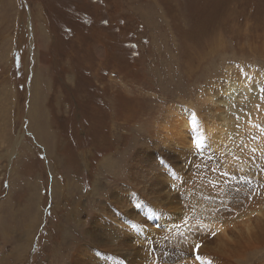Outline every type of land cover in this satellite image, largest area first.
Instances as JSON below:
<instances>
[{
	"label": "rangeland",
	"instance_id": "rangeland-1",
	"mask_svg": "<svg viewBox=\"0 0 264 264\" xmlns=\"http://www.w3.org/2000/svg\"><path fill=\"white\" fill-rule=\"evenodd\" d=\"M246 78L250 92L221 105L226 84ZM229 111L235 126L214 153L207 129L218 133ZM244 113L258 120L250 132ZM181 120L197 125L185 131ZM35 197L42 217L28 264L50 263L45 252L60 243L59 227H74L75 211L110 228L119 227L113 216L132 212L145 223L131 217L127 233L145 246L143 229H160L158 213L181 222L189 214L210 235L201 248L220 245V231L205 224L212 220L228 226L230 248L247 251L205 261L264 263V219L254 213L250 229L243 225L247 209L264 206V0H0V216L19 230L36 227L39 213L27 216ZM10 250L0 238V264Z\"/></svg>",
	"mask_w": 264,
	"mask_h": 264
},
{
	"label": "bare ground",
	"instance_id": "bare-ground-1",
	"mask_svg": "<svg viewBox=\"0 0 264 264\" xmlns=\"http://www.w3.org/2000/svg\"><path fill=\"white\" fill-rule=\"evenodd\" d=\"M27 84V83H26ZM36 87V86H35ZM34 87V88H35ZM253 88V86L250 84L249 78H246L245 80H243L241 83H236L235 81H229L226 84V90L224 91L225 93V98L224 100L221 102L222 104H227V101H231L234 98L242 97V95L244 96L245 94H247V92L249 93L250 90ZM257 89V88H256ZM255 95V94H254ZM254 95L252 97H254ZM46 96V95H45ZM246 97V96H245ZM248 97V95H247ZM250 98V97H249ZM248 98V99H249ZM245 99V98H243ZM247 99V98H246ZM245 99V100H246ZM247 99V102H248ZM253 101V99H251ZM256 100V99H254ZM236 101V100H235ZM242 102V101H241ZM246 102V101H244ZM246 102V104H247ZM250 102V101H249ZM230 104V102L228 103ZM227 104V105H228ZM245 104V103H244ZM243 104V105H244ZM250 104V103H249ZM253 105V104H251ZM229 106V105H228ZM247 106V105H246ZM254 106V105H253ZM252 107V106H250ZM31 108V107H30ZM225 109V108H224ZM255 108L253 107V110ZM252 110V108H251ZM34 111V110H33ZM32 112V111H31ZM251 112V111H250ZM254 112V111H253ZM247 114V113H244ZM243 114V115H244ZM253 114L252 112L249 113V115ZM35 115V114H34ZM222 117H223V121L224 123L222 124V126L219 128V132H213L212 130H214L215 128H208L207 129V135L209 136V141H214V143L212 144L213 146V151L214 153H216V151H221L224 150L222 148V144L225 139H227L228 137L225 136V131L226 130H230L231 126H235L232 125L233 121L231 119V114L230 111L229 113H227L226 115L224 113H221ZM247 114V118L249 116ZM189 116V115H188ZM191 116V114H190ZM235 117V119H237L235 115H233ZM246 117V115H244ZM193 117V116H192ZM244 117V118H245ZM254 117V116H253ZM259 117V116H257ZM33 118V117H32ZM198 118V117H197ZM233 118V117H232ZM242 118V119H244ZM255 118V117H254ZM189 119V118H188ZM191 119V117H190ZM234 119V118H233ZM249 119V118H248ZM259 119V118H258ZM35 119H33L34 121ZM250 123L247 124V127L245 128L248 129V132H250L249 130L253 129L254 127H256L255 122L258 120L251 121ZM253 120V119H252ZM37 121V119H36ZM236 123L238 122L237 120L235 121ZM38 121L33 123V126L36 128V130L39 129L38 125H37ZM260 123V122H259ZM238 124V123H237ZM246 124V123H245ZM258 124V123H257ZM197 125V121H188V120H181V124H180V128L182 130L185 131H189V127H195ZM259 125V124H258ZM239 126V125H237ZM241 126V125H240ZM242 127V126H241ZM235 128V127H234ZM237 128V127H236ZM238 129V128H237ZM240 129V128H239ZM244 129V128H243ZM243 129H240L241 131ZM182 130L178 133V137H182V135H185L187 132L183 133ZM232 130V129H231ZM259 132V131H258ZM191 133V132H190ZM189 133V134H190ZM235 133V132H234ZM254 133V132H253ZM202 134V133H201ZM236 134V133H235ZM242 134V133H241ZM176 135V132L173 133L171 132V136L170 138H167L166 141L164 143L168 144V142L172 139V137H174ZM203 135V134H202ZM239 135V134H238ZM207 136V137H208ZM245 136V135H243ZM262 136V134H261ZM120 137V136H119ZM190 137V136H189ZM140 138V137H139ZM187 138V137H186ZM248 138V137H247ZM259 138V137H258ZM19 139V138H18ZM121 139V138H120ZM184 139V138H183ZM251 139V138H250ZM261 139V138H260ZM123 140V139H122ZM205 140V139H204ZM249 140V138H248ZM258 140V139H257ZM255 140V141H257ZM187 141V139L185 140ZM191 141V140H190ZM194 142V141H193ZM199 142V141H197ZM239 142V141H238ZM248 142V141H247ZM258 142V141H257ZM170 143V142H169ZM181 144V143H180ZM187 144V143H186ZM193 144V143H192ZM197 144V143H196ZM205 144V142L203 143ZM238 144V143H237ZM125 145V144H124ZM188 145V144H187ZM202 145V144H200ZM208 145V144H207ZM186 146V145H185ZM245 146V145H244ZM125 147V146H124ZM200 147V146H199ZM224 147V146H223ZM184 148V147H182ZM190 148H192L190 146ZM198 148V147H197ZM206 148V147H205ZM252 148V147H251ZM119 149V148H118ZM189 149V148H188ZM187 149V150H188ZM207 149V148H206ZM212 149L210 151H212ZM186 150V149H185ZM192 150V149H191ZM198 150V149H197ZM203 150V149H202ZM139 151V150H138ZM28 152H30L28 150ZM193 152V151H192ZM196 152V151H195ZM206 152V151H205ZM89 153V152H88ZM191 153V152H190ZM202 153V152H201ZM254 153V152H253ZM256 153V152H255ZM254 153V154H255ZM252 154V155H254ZM142 155V154H141ZM190 155V154H189ZM204 155V154H203ZM228 155V154H227ZM231 155V154H229ZM256 155V154H255ZM200 156V155H199ZM208 156V155H207ZM234 156V155H233ZM259 156V155H258ZM214 157V156H213ZM191 159V158H190ZM205 159V158H204ZM208 159V158H207ZM144 160V159H143ZM209 160V159H208ZM214 160V159H213ZM216 160V159H215ZM137 161V160H136ZM217 161V160H216ZM215 161V163H216ZM205 162V161H202ZM224 162V161H223ZM214 163V162H213ZM211 163V164H213ZM249 163H251L249 161ZM143 164V163H142ZM201 164V163H200ZM206 164H208V162L206 161ZM217 164V163H216ZM155 165V164H154ZM139 166V165H138ZM217 166V165H216ZM245 166V165H244ZM136 167V166H135ZM207 167V166H205ZM213 167V166H212ZM224 167H226L224 165ZM155 168V167H154ZM134 169V168H133ZM214 169V167H213ZM217 169V168H216ZM219 169V168H218ZM217 169V170H218ZM225 169V168H224ZM230 169V168H228ZM157 170V169H156ZM212 170V169H211ZM220 170V169H219ZM218 170V171H219ZM247 170V169H246ZM213 171V170H212ZM248 171V170H247ZM141 172V171H140ZM203 172V171H202ZM227 172V171H226ZM130 173V172H128ZM148 173V172H147ZM146 173V174H147ZM161 173V172H160ZM163 173V172H162ZM161 173V174H162ZM230 173V172H229ZM133 174V173H130ZM149 174V173H148ZM152 174V172H151ZM156 174V173H155ZM165 174V173H164ZM169 175V174H168ZM118 176V175H117ZM150 177H152L151 175H149ZM196 176V175H195ZM202 176V175H201ZM165 177V176H163ZM167 177V176H166ZM118 178V177H117ZM157 178V177H156ZM160 178V177H159ZM171 178V177H170ZM225 178V177H224ZM155 179V178H154ZM173 179V178H172ZM133 180V179H132ZM148 180V179H147ZM146 180V181H147ZM160 180V179H159ZM175 180V179H174ZM223 180V179H222ZM226 180V179H225ZM117 181V180H116ZM155 181V180H154ZM164 182L166 180H163ZM204 182V181H203ZM217 182V180H216ZM215 182V183H216ZM133 183V182H132ZM139 183V182H138ZM162 183V182H161ZM220 183V182H219ZM154 184V183H153ZM152 184V185H153ZM177 184V183H176ZM196 184V183H195ZM207 184V183H206ZM214 184V183H213ZM228 184V183H227ZM132 185V184H131ZM142 185V184H141ZM161 185V184H159ZM219 185V184H218ZM144 186V185H143ZM155 186V185H154ZM201 186V184H200ZM213 186V185H211ZM217 186V185H216ZM147 187V186H146ZM161 187H163V184L161 185ZM171 187V186H170ZM205 187V186H204ZM218 187V186H217ZM216 187V188H217ZM222 187V186H221ZM34 187L32 186L31 189H28V193H30V197H31V192L36 190L37 187H35V189H33ZM141 188V187H140ZM193 188V187H192ZM191 188V189H192ZM196 188V187H195ZM198 188V187H197ZM212 188V187H211ZM224 188V187H223ZM38 189V188H37ZM142 189V188H141ZM194 189V188H193ZM158 190V189H157ZM156 190V191H157ZM185 190V189H184ZM198 190V189H196ZM203 192L205 190L202 189ZM207 190V189H206ZM38 191V190H37ZM139 191V190H138ZM146 191V190H145ZM151 191V190H150ZM161 191V190H160ZM194 191V190H193ZM201 191V190H200ZM209 191V190H208ZM39 192V191H38ZM115 192V191H114ZM158 192V191H157ZM156 192V194H157ZM196 192V191H195ZM202 192V191H201ZM199 192V193H201ZM202 192V193H203ZM27 193V194H28ZM197 193V192H196ZM195 193V194H196ZM207 193V192H206ZM154 194V193H153ZM181 194V193H180ZM186 194V193H185ZM189 194V193H187ZM205 194V192H204ZM224 194V193H223ZM25 195V194H23ZM39 195V194H38ZM120 195V194H119ZM173 195V194H172ZM243 195V194H242ZM33 196H37V195H33ZM179 196V195H178ZM226 196V195H225ZM174 197V196H173ZM200 197V195H199ZM197 197V198H199ZM202 197V196H201ZM215 197V196H214ZM29 198V197H28ZM36 198V197H35ZM158 198V197H157ZM196 198V199H197ZM203 198V197H202ZM34 199V198H33ZM36 198V200L33 201V203H31V201H27L31 204V209H30V213L31 215L27 213V216H32V218H34L32 213H39V217L40 219L35 220L34 223H36V227L30 226L29 230H25V228L23 229H18L16 225L13 226V224H15L14 222V218L11 216V218H6V217H2L0 216V238H2V240H4V242L11 244V248L12 250H10L9 252V256L5 257V263L4 264H28V260L32 257L31 253H30V248L34 242V240H36V236L35 234H37V230H38V225H39V220H41L42 217V212L40 215V202L39 199ZM112 200H117L118 202H120V197L118 195H112L111 196ZM148 199V198H147ZM194 199V198H193ZM29 200V199H28ZM42 200V199H40ZM154 200V199H151ZM188 200V199H187ZM191 200V199H190ZM198 200V199H197ZM123 208H125V203L124 205L120 202L119 203ZM220 204V203H219ZM43 204H41L42 207ZM5 206V205H4ZM45 206V205H44ZM106 206V205H105ZM127 206V205H126ZM158 208H160V204L156 203V205ZM191 206V204H190ZM54 208V207H53ZM56 208V207H55ZM105 208V207H104ZM153 208V207H152ZM179 209V208H178ZM191 211V210H190ZM78 211H75L74 214V227L70 228H64L63 226L59 227L60 229V233H58L57 235L60 236L61 241L58 244V246L55 248L54 245H49V251H46L44 257H47V260H50L49 264H107V262L105 260H102V256H97L95 258V251H101V252H109L115 256H119L122 257L124 259H126L128 261V264H211L210 260H204L205 257L203 256V254L206 255H212L214 257L213 260H215L216 262H219V260L222 258L221 256H228V253H231V256H243L244 253L247 251L246 249L242 248V249H238V250H233V248H235L234 246H232V248H230L229 246L231 244H229L230 242L227 240L225 234H226V230L228 228V226L225 224H221L220 226L216 225L215 223L213 224V221H207L205 222V224H211V228H210V232L211 234L212 232V228L213 231L214 229H217L218 231H220V234L217 236L220 237V239L222 240V243H220V245H215V246H209L208 244L206 245L205 243H203L204 245L201 248V244H199V241H203L202 237L204 236L203 234H205L202 231L205 230V227L202 228L203 230H199L196 229V226L192 225L195 223H198V217L196 218L197 220L192 221L191 216H188L189 214H187L186 216V220L190 221L188 223V221L183 220L182 222L185 224H187L186 227H188V225L194 227L193 228H186L182 225L183 223L181 222V218L179 219V217H177L176 215H169L164 213H158V221L159 224L161 225L160 229L158 227H155L152 230H148L146 231L145 229H143V235L146 238V244L147 246H145V242L141 241L136 235H134L133 233H127L126 230V225H124L125 223H129L131 222L130 219H132L131 217L134 218L133 221H139L142 222L143 224L145 222H143L141 219H137V216H132V212H123V214L125 215V217H121V216H113V221L111 222V224L113 223H117L118 224V228H110V227H106V226H99L98 223L95 222L94 217L91 218V220H88V222H86L85 220L82 221L80 219V216L78 215ZM221 213V212H220ZM255 213V217H257L255 219L256 222L264 219L262 218L264 216V206H259V207H255V208H249L247 209V211L245 212V216H248L247 221L248 223L243 224L245 227V230H249L250 229V225H251V217L254 216ZM53 214V213H52ZM103 214L111 216L109 212H104ZM102 213H100L99 215H103ZM114 214V213H112ZM122 213H120L121 215ZM94 215V214H93ZM185 215V213H184ZM196 215V214H195ZM260 215V216H259ZM101 216H97L96 219H98V217ZM127 216V217H126ZM145 216V215H144ZM142 215V217H144ZM193 216V215H192ZM200 216V215H199ZM217 216H220L217 214ZM107 217V216H106ZM105 217V218H106ZM139 217V218H142ZM207 217V216H206ZM221 217V216H220ZM242 217V216H241ZM108 218V217H107ZM189 218V219H187ZM217 218V217H216ZM111 219V220H112ZM121 219V220H120ZM143 219V218H142ZM147 219V218H146ZM145 219V220H146ZM152 219V218H149ZM223 219V218H222ZM226 219V218H224ZM232 219V218H231ZM238 219V217H237ZM246 219V218H245ZM120 220V221H119ZM181 225L179 224V221ZM214 220V219H213ZM216 221V220H215ZM104 222V221H103ZM203 223V221H201ZM219 223V224H220ZM226 223V222H225ZM204 224V225H205ZM138 225V224H136ZM146 225V224H145ZM144 225V226H145ZM149 227L151 225L147 224ZM183 227V230L179 229L178 226ZM203 225V226H204ZM206 225V226H207ZM200 226V224H199ZM264 226V221L263 223H261L262 227ZM130 227V226H129ZM152 227V226H151ZM140 228V226H139ZM166 228V229H165ZM177 228V230L175 229ZM136 229V228H135ZM161 229H165V230H161ZM195 230L192 231V230ZM161 230V231H160ZM176 230V232H174ZM180 230V231H179ZM197 230V231H196ZM199 230V231H198ZM209 230V228H208ZM216 231V230H215ZM126 232V233H125ZM207 229H206V233H207ZM248 232V231H247ZM176 233V234H175ZM209 233V232H208ZM207 233V234H208ZM216 233V232H215ZM233 233V232H232ZM16 234V235H15ZM137 234V233H136ZM175 234V235H174ZM206 234V235H207ZM250 234V233H248ZM209 235V234H208ZM251 235V234H250ZM250 235H248L247 237H249ZM210 236V235H209ZM208 236V237H209ZM205 238L208 239V237L204 236ZM26 238V239H25ZM59 238V237H58ZM25 239V240H24ZM148 239H153L152 242L151 240L149 241ZM164 239H169L172 242H169L168 244L164 243ZM202 239V240H201ZM206 239V240H207ZM16 240L22 241L21 245L18 244V242ZM58 240V239H57ZM161 240V242L163 244H161L159 241ZM205 240V239H204ZM205 240V242H206ZM50 241V240H49ZM52 241V240H51ZM56 241V240H55ZM198 241V242H197ZM132 242L138 243L139 245L136 246V244H134L135 248L131 245ZM201 243V242H200ZM151 249L154 251V253L156 252V254H149V251L146 249ZM125 251V252H124ZM152 252V251H151ZM53 254V256H52ZM54 254L56 255L54 257ZM203 258H202V256ZM34 256V255H33ZM36 256V254H35ZM107 256V255H106ZM201 256V257H200ZM108 257V256H107ZM138 257H143V259L139 262H136ZM210 257V258H213ZM42 258V257H39ZM98 258V259H97ZM137 258V259H136ZM217 258V259H216ZM100 259V260H99ZM208 259V256H207ZM139 260V259H138ZM204 260V261H203ZM126 261V262H127ZM214 261V262H215ZM214 262H212V264H214ZM229 263V262H227ZM3 264V263H2ZM32 264V263H31ZM34 264H38V262H36L34 260ZM217 264V263H216ZM230 264V263H229ZM264 264V263H261Z\"/></svg>",
	"mask_w": 264,
	"mask_h": 264
},
{
	"label": "snow or ice",
	"instance_id": "snow-or-ice-1",
	"mask_svg": "<svg viewBox=\"0 0 264 264\" xmlns=\"http://www.w3.org/2000/svg\"><path fill=\"white\" fill-rule=\"evenodd\" d=\"M200 146V144H199V142H197V147H199Z\"/></svg>",
	"mask_w": 264,
	"mask_h": 264
}]
</instances>
